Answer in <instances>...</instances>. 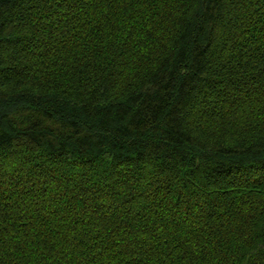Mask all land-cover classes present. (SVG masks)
Returning <instances> with one entry per match:
<instances>
[{"label": "trees", "instance_id": "1", "mask_svg": "<svg viewBox=\"0 0 264 264\" xmlns=\"http://www.w3.org/2000/svg\"><path fill=\"white\" fill-rule=\"evenodd\" d=\"M0 264H264V0H0Z\"/></svg>", "mask_w": 264, "mask_h": 264}]
</instances>
